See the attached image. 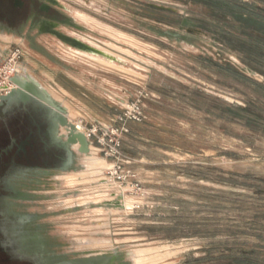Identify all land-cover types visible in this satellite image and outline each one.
<instances>
[{
    "label": "rangeland",
    "instance_id": "obj_1",
    "mask_svg": "<svg viewBox=\"0 0 264 264\" xmlns=\"http://www.w3.org/2000/svg\"><path fill=\"white\" fill-rule=\"evenodd\" d=\"M240 1L264 9V0ZM57 3L79 25L60 29L101 53L76 55L36 30L33 43L26 29L0 31V64L20 54L73 121L116 124L148 91L143 121L129 122L123 140L146 194L106 182L110 162L96 146L76 151L59 180L25 188L35 197L21 209L39 216L41 242L110 264H264V126L231 110L250 104L264 117V88L235 74L264 84V64L237 37L240 22L210 0ZM0 264L22 263L0 255Z\"/></svg>",
    "mask_w": 264,
    "mask_h": 264
},
{
    "label": "flooded vegetation",
    "instance_id": "obj_2",
    "mask_svg": "<svg viewBox=\"0 0 264 264\" xmlns=\"http://www.w3.org/2000/svg\"><path fill=\"white\" fill-rule=\"evenodd\" d=\"M62 10L57 0H0V31L23 37L26 29L25 37L33 43L30 32L34 30L51 34L50 25L60 31L62 24L71 26L70 16ZM65 133L60 134L59 130L57 137H53L40 114L24 107L5 111L0 106V255L9 262L53 264L97 257L58 256L41 242L39 216L21 209L35 197L26 187L39 189L50 177L59 180L58 175L71 169L76 151L73 150L72 163L67 165L69 155L59 140Z\"/></svg>",
    "mask_w": 264,
    "mask_h": 264
},
{
    "label": "built area",
    "instance_id": "obj_3",
    "mask_svg": "<svg viewBox=\"0 0 264 264\" xmlns=\"http://www.w3.org/2000/svg\"><path fill=\"white\" fill-rule=\"evenodd\" d=\"M20 54L5 64H0V101L4 95L17 87L13 78L19 74ZM150 96L148 91H140L136 98L128 102L121 114L115 119L116 124L101 121L89 122L85 118L74 121L77 130L81 126L90 142L91 147L96 146L104 157L110 162L105 170V181L116 185L123 194L130 193L136 197H144L146 191L136 171L128 167V157L123 150L124 136L129 132V122H142L144 119V101Z\"/></svg>",
    "mask_w": 264,
    "mask_h": 264
},
{
    "label": "water",
    "instance_id": "obj_4",
    "mask_svg": "<svg viewBox=\"0 0 264 264\" xmlns=\"http://www.w3.org/2000/svg\"><path fill=\"white\" fill-rule=\"evenodd\" d=\"M69 21L71 26H79L71 17ZM48 32L71 46L101 53L80 39L58 30L55 26L50 25ZM13 81L17 87L4 95L0 101V106L4 107L5 111L24 107L29 112L40 114L46 121L48 134L53 137H57L59 130L65 128L64 138L60 137L59 140L69 155L67 165L72 163L73 150L84 154L90 153L91 145L86 135L77 130L75 124L68 118L65 109L47 90L43 89L34 79L24 78L19 74L13 78ZM76 145H78L77 149ZM21 258L24 256L21 255ZM109 262H112V257L97 256L80 260H64L53 264H107Z\"/></svg>",
    "mask_w": 264,
    "mask_h": 264
},
{
    "label": "trees",
    "instance_id": "obj_5",
    "mask_svg": "<svg viewBox=\"0 0 264 264\" xmlns=\"http://www.w3.org/2000/svg\"><path fill=\"white\" fill-rule=\"evenodd\" d=\"M210 2L218 4L223 8L226 15L233 16L240 22L237 28L238 38L244 40V48H248L250 51L251 59L256 60L260 65L264 64V9L255 7L254 5L242 2L240 0H210ZM246 46V47H245ZM226 71L234 70L227 66H222ZM235 74L242 80L255 83L257 86L264 88V84L252 81L249 77L242 73L235 71ZM232 112L240 117H245L247 123L250 125L262 122L264 126V117L255 112L250 106L233 105Z\"/></svg>",
    "mask_w": 264,
    "mask_h": 264
},
{
    "label": "crops",
    "instance_id": "obj_6",
    "mask_svg": "<svg viewBox=\"0 0 264 264\" xmlns=\"http://www.w3.org/2000/svg\"><path fill=\"white\" fill-rule=\"evenodd\" d=\"M62 13H64L66 16H69L65 11H63L62 10ZM72 18V17H71ZM82 20V19H81ZM83 21H86V22H88L87 20H83ZM61 41V43L64 45V47H65V49L67 50V51H69L68 49L69 48H71L72 50H74V51H79V52H82L83 54H81V53H74V54H76V55H79V56H88V57H92V58H95L96 56H95V54H97V53H95V52H91V51H87V50H85V49H80V48H76V47H74V46H71V45H69V44H67V43H65V42H63L62 40H60ZM68 48V49H67ZM104 56V55H103ZM67 56H64V58H66ZM107 57V56H106ZM77 58V57H76ZM23 65H21L20 66V69H19V72L21 73V75L23 76V77H32L33 79H36L37 81H39L35 76H32L31 75V71L27 68H25V67H22ZM67 76H69V75H67ZM71 76V75H70ZM71 78V77H70ZM76 82H81V80L79 79V81H76ZM39 83L41 84V82L39 81ZM79 84H81V83H79ZM42 85V84H41ZM43 86V85H42ZM57 86L62 90V91H64L66 94H69L70 96H72V94L68 91V89L65 87V86H63V85H60V84H58L57 83ZM44 87V86H43ZM46 87V86H45ZM44 87V89L45 90H47L52 96H53V94L49 91V89L46 87L45 88ZM54 97V96H53ZM56 99V98H55ZM57 100V99H56ZM69 117V116H68ZM71 119V118H70ZM72 120V119H71ZM98 121H100V119H97ZM73 121V120H72Z\"/></svg>",
    "mask_w": 264,
    "mask_h": 264
},
{
    "label": "bare ground",
    "instance_id": "obj_7",
    "mask_svg": "<svg viewBox=\"0 0 264 264\" xmlns=\"http://www.w3.org/2000/svg\"><path fill=\"white\" fill-rule=\"evenodd\" d=\"M76 48H77V47H76ZM80 49H81V48H80ZM19 75L22 76L20 72H19ZM22 77H23V76H22ZM24 78L33 79L32 77H24ZM34 80L37 81L36 79H34ZM37 82L39 83V81H37ZM39 85L44 89V87H43L40 83H39ZM54 98H55V97H54ZM72 122H74V121H72ZM78 131H81V126H80V125H78ZM65 132H66V129H65ZM75 147H76V149H77L78 145H76ZM85 154H89V153H85ZM85 154H84V155H85ZM80 156H81V155H80ZM91 164H92V166L95 165V164L97 165L98 162H97V161H94V162L92 161Z\"/></svg>",
    "mask_w": 264,
    "mask_h": 264
}]
</instances>
